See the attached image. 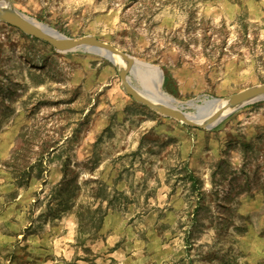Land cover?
I'll return each instance as SVG.
<instances>
[{
	"label": "rangeland",
	"instance_id": "rangeland-1",
	"mask_svg": "<svg viewBox=\"0 0 264 264\" xmlns=\"http://www.w3.org/2000/svg\"><path fill=\"white\" fill-rule=\"evenodd\" d=\"M9 1L155 66L186 114L264 84V0ZM118 70L0 21V264H264V99L195 128Z\"/></svg>",
	"mask_w": 264,
	"mask_h": 264
},
{
	"label": "water",
	"instance_id": "water-1",
	"mask_svg": "<svg viewBox=\"0 0 264 264\" xmlns=\"http://www.w3.org/2000/svg\"><path fill=\"white\" fill-rule=\"evenodd\" d=\"M24 17L25 16L16 12L12 8L11 2L9 0H0L1 22L18 29L20 32L29 37L50 44L58 52H66L79 48L86 50L88 49L99 54L103 52V56L117 68L118 66L113 63V59L118 58L123 61L125 66L123 69L118 68V76L120 79V86L124 93L133 100L149 107L159 114L171 119H175L178 122L184 123L188 126L195 128L211 127L238 107L264 99L263 84L260 86L247 88L223 99L207 100V108L202 111L195 109L196 113L194 115L183 113L176 108L167 107L162 103L150 100L130 84L128 81V75L133 72L134 60L128 55L91 36H85L79 39H69L62 35H59L58 37H51L47 33L43 32L37 25L24 19Z\"/></svg>",
	"mask_w": 264,
	"mask_h": 264
},
{
	"label": "bare ground",
	"instance_id": "bare-ground-1",
	"mask_svg": "<svg viewBox=\"0 0 264 264\" xmlns=\"http://www.w3.org/2000/svg\"><path fill=\"white\" fill-rule=\"evenodd\" d=\"M24 19L30 21L31 23L37 25L41 30L45 33H47L51 37H58L60 34H58L55 30L49 28L46 25L40 24L34 20L27 19L24 17ZM101 55H104L103 52L100 53ZM113 63L118 66L119 69H123L125 66V63L121 61L118 58L113 59ZM134 69H133V76L136 79V81L141 85L142 91H138L145 95L147 98H149L152 101H156L159 103L164 104L167 107L175 108V105H179L173 97L163 93L160 90V84H161V73L155 66H151L146 63L142 62H136L134 61ZM207 101V100H206ZM206 101H203L202 104H196L195 101H188L185 103L186 106H189L191 108L197 109L199 111H202L207 108ZM183 104H180L182 106Z\"/></svg>",
	"mask_w": 264,
	"mask_h": 264
},
{
	"label": "trees",
	"instance_id": "trees-1",
	"mask_svg": "<svg viewBox=\"0 0 264 264\" xmlns=\"http://www.w3.org/2000/svg\"><path fill=\"white\" fill-rule=\"evenodd\" d=\"M191 182L192 183H195L196 182V179L195 178H192Z\"/></svg>",
	"mask_w": 264,
	"mask_h": 264
}]
</instances>
